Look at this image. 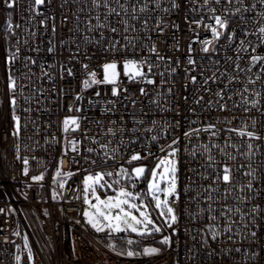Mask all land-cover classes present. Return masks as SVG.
I'll return each mask as SVG.
<instances>
[{"label": "snow or ice", "instance_id": "obj_1", "mask_svg": "<svg viewBox=\"0 0 264 264\" xmlns=\"http://www.w3.org/2000/svg\"><path fill=\"white\" fill-rule=\"evenodd\" d=\"M15 3L16 0H3V7L5 10L13 9ZM65 6L71 7L68 0H62L59 5L56 0H30L27 9L30 13L28 19L29 21L37 19L40 28H47L49 21H52L50 30L55 33L56 12ZM45 7L53 11L46 15L42 11ZM257 7L260 8V11H256ZM86 8L90 14L82 17L80 13L85 12ZM101 9L103 17H101ZM152 13H156V15L155 22L150 27V22L153 20ZM181 14H183L182 19L186 30L190 34L185 45L184 60L186 63L183 65L185 80L191 81L193 84L197 83L198 76L194 73L199 68L201 87L197 88L196 92L210 93L212 92L211 85H216L218 88L214 93L217 98L216 107L221 112L228 110L227 101L232 100V95L240 96L241 103L244 105L243 111L249 113L251 110H255L262 118L258 121L255 116L252 117L253 128L258 123L264 126V0H258V4L248 3L247 0H123V2L121 0H90V4L78 8L71 16L68 14L62 16V22L65 25L69 20L76 21L75 33L72 28L68 29L69 50L66 62L41 63L38 66L39 75H37L33 71V68L37 67V59L31 55H23L19 39L13 46L15 50L9 52L3 59L5 66L2 78L3 101L11 109L12 135L17 139L21 133V117L16 111L19 103L18 97L24 96V89L27 87L25 84L18 83V80L31 81L35 77L40 80L41 84L47 81L52 86L51 92H55L57 97L65 95L64 88L59 84L68 81L71 103L62 106L67 114L57 118L56 123L60 135L51 137V140L57 144H60L61 137L63 138L60 159L53 173L52 183H59V187L64 189L68 178L83 171L80 183L83 185V204L86 207L82 211V221L77 220L76 223H83L95 233H105L109 241L105 247L116 257L157 256L164 249L144 243L145 238H154L157 234L160 238L155 243L162 246L170 245L172 238L179 231L182 215L178 212L181 201V144L183 141H188L191 144V137L193 135L199 137L201 132L208 133L210 138L218 137L221 130L211 122L203 124L202 127H192L191 125L198 123V120H192L187 130L181 129L170 140L165 139L164 142H161L160 135H148L157 126V121L153 119L151 126L142 130L149 142L141 144V150L136 151L134 146L140 142V137L135 133L141 131L136 126L144 124V120L133 118V127L128 128L126 118L120 116L119 127H109L106 130L107 134L113 138L119 133L120 140L114 147L109 148L112 140L103 144L96 137H92L91 143L97 145L100 150L97 152L96 148L84 147L83 142L90 139L87 134L88 129H83L80 139L75 136V133L81 132L82 122L88 119L84 114L83 102H85L89 89L93 90L97 98H102L103 92L115 99L104 101L108 106L101 109V116H105L108 112L115 115L116 104L121 94L125 100H130L135 105L136 98L146 94V87L141 85L157 86L155 78L157 75L161 76L160 84L162 85L165 81L162 74L153 72L152 58L155 57L156 61H163L166 57L160 54L154 42L141 45V37L129 35V33L137 32L135 22L139 21L143 31L162 35L167 27H178L171 17ZM165 15L170 19H165ZM41 16L43 18L39 19ZM81 21L84 22L83 29H81ZM112 21H115V24ZM6 23V34L9 36L15 35V30L21 27L20 24H13L10 20ZM249 24H251V28ZM25 31L28 38L33 41L39 34V29H33L31 32ZM253 38L255 42H253ZM29 39H25L23 43L28 45ZM151 39L150 35L145 37L146 41ZM59 44L63 49L65 40L61 39ZM174 47L176 51L180 50L179 40L175 41ZM28 51L39 54L41 48L37 44L35 47L29 46ZM145 51L148 55H144ZM221 52L232 53L223 57L226 65L223 69L220 67L219 54ZM46 53L50 55L56 53L55 45L51 39L46 47ZM194 53L201 60L210 61L212 66H198ZM92 59H96L97 64L90 69ZM167 59L172 60L171 57H167ZM21 60L23 61L21 67L25 71L18 77L16 64ZM241 61H246L244 67H241ZM75 63H79L83 78L73 86L72 80L76 79L77 72L75 67L69 65ZM175 64L176 67L169 69L170 74L178 72L182 66L179 59L175 60ZM253 66L256 71L253 70ZM209 72L211 74L206 75ZM241 74L247 75L242 77ZM233 84L241 85V91H234L232 95L225 97V93ZM257 85H259V89H257ZM133 86H135V90ZM32 87L35 95L44 96L45 89L43 87H38L35 83ZM170 91L171 89H169ZM130 93L131 95H129ZM203 100L202 95H197L193 99V104L199 105ZM24 101L25 103L35 102L38 105L44 102L38 98L34 99L33 96L24 97ZM49 102L57 104V100L51 99V93ZM86 102L91 108L93 101L89 98ZM151 102L158 103L155 98ZM212 104V100L207 101L208 106ZM233 107H237L234 102ZM24 111L31 112L32 109L27 107ZM40 111H51V109L45 108ZM189 111L196 114L195 108H189ZM93 122L101 125L99 120ZM32 123L39 130V125L35 121ZM108 123L115 126L117 121L109 120ZM48 126H50V122L45 124V127ZM173 127L181 128L179 119L176 120L174 126L165 123L160 131L167 134ZM223 131L235 133L241 138V142L246 144L248 151L239 153V145L233 143L230 136H226L223 147L212 141L199 144V146L192 144V151L189 152L188 144H184L185 153L193 158L197 154L205 156L206 160L210 162L207 167L214 169V174L196 173L201 180L210 181L209 184L195 187V181L190 177V183L183 185L184 194L195 193L190 195V202H200L201 198L207 202L212 200L211 193L217 191V186L222 185L225 189V198L229 194H235L239 204L248 207L249 210L244 211L241 206L229 207L224 204L220 211L223 231L220 230L221 225L213 223H209L203 228L193 229V231L205 237L210 233L212 241L223 236L229 240H233L235 236L247 239L242 232L233 231L235 225L247 229L248 236L255 239L258 237V232L254 229L260 227L261 221H264V207L260 203L252 201L254 196L258 199L264 193V169L258 170L251 163H241L235 168V171L246 169L243 175L247 182L235 184L234 165L227 161L234 162L237 156L229 153L228 149L233 148L240 155L254 157L256 153L253 148L260 151L264 147V135L255 130H248L247 124L240 128H225ZM125 133H131L127 140H125ZM69 134H72L71 139L68 138ZM103 134L102 132L101 135ZM45 143H48L47 137ZM15 147L16 158L20 159L19 145ZM121 147L127 154V159L123 162H121L122 158L118 159ZM153 147L157 148L158 155L152 151ZM129 148L133 149L130 153L127 151ZM213 149H219L224 162L215 160L211 154ZM68 151L73 153L70 159L67 158ZM93 152L97 153L99 159H90V156L85 154ZM78 157L85 164H90L93 170L88 168L82 170ZM66 160L69 167L73 164L77 165L74 171H64ZM109 161L118 165L115 171L106 170ZM28 163V158H23L24 175L28 174ZM57 177H63V179L58 181ZM113 177L115 179H111ZM43 178V172L31 177L33 181L37 182ZM121 180L124 181L123 185ZM141 182L145 183V188L136 191L138 183ZM99 190L110 191L112 194L101 196ZM56 196V192L53 191L52 198L56 199ZM3 211L4 209H0V212ZM184 212L191 220L195 221L197 215L203 214L204 208L200 207L196 212H192L186 206ZM213 212L214 209L209 204L208 218L210 221L216 220ZM45 215H47L46 211ZM237 216H239V220L235 219ZM240 221H244V223L241 225ZM166 230L171 235H164ZM118 233L124 234L120 237L123 246L119 250L117 245L112 242L117 238L116 234ZM12 235H19V233L14 232ZM192 239L195 240L196 237L193 236ZM5 243H8L7 237H5ZM199 246L201 249L209 246L208 239H202ZM24 248L28 252V264H33L34 256L28 247L27 237L24 238ZM234 251L241 252V247H236ZM188 252L192 254L189 259L195 261L197 257L194 249L189 248ZM244 252L248 256V250L245 249ZM222 254L227 255L228 252L222 249ZM250 258L256 259L257 253L251 252ZM14 259L16 264H20L21 257L19 255Z\"/></svg>", "mask_w": 264, "mask_h": 264}, {"label": "built area", "instance_id": "obj_2", "mask_svg": "<svg viewBox=\"0 0 264 264\" xmlns=\"http://www.w3.org/2000/svg\"><path fill=\"white\" fill-rule=\"evenodd\" d=\"M59 5L62 0H56ZM123 2V0H121ZM248 3H257L258 0H247ZM30 0H16L13 9L5 10L3 7V0H0V209H4L0 212V264H16L15 256L21 257L20 264H28L27 255L28 252L24 248V238L27 237L28 247L31 249L34 261L33 264H264V221H261V226L255 228L258 232V237L253 239L248 236V230L242 227L233 226V231H239L243 233L247 239H242L241 236H235L233 240L227 239L226 236L218 238L216 241L211 240L210 233L205 237L198 232H194L193 229L203 228L209 223L221 225V231H223V220L220 218V211L224 204L229 207L241 206L235 194H229L225 198V189L222 185L217 186V191L211 193L212 200L204 202L201 198L200 202H190V195H194V192H190L188 195L184 194L183 185L189 184L191 177L195 181V187L200 185L209 184L210 181L201 180L196 173L214 174V169L207 167L210 163L206 160L205 156L197 154L195 158L191 157L183 150V145L188 144L189 152L192 151V144L211 143L212 141L220 144L222 147L225 143L226 136L231 137V141L239 145V153H245L248 151L246 144L241 142V138L236 136L235 133H226L223 131L225 128L234 127L240 128L242 125L247 124L248 130L258 131L261 135H264V126L259 123L253 128L252 117L255 116L259 121L262 119L255 110H251L249 113L243 111L244 105L241 103V97L232 95L234 91H241V85L233 84L229 90L225 93V97L232 95V100L227 101L228 110L225 112L219 111L216 107L215 91L218 90L216 85H211L212 92H196L197 88L201 87L199 68L194 73L198 76V82L193 84L191 81L185 80V73L183 65L186 63L184 60L185 45L189 37V33L186 30V25L183 22L182 15L171 17L178 25L177 28L167 27L165 32L161 35L156 32L143 31L139 21L135 22L137 28L136 33H129V35H139L141 37L140 44L155 43L158 51L166 59L163 61L153 60V72L162 74V78L165 81L160 84L161 76L157 75V86L141 85L146 87V94L138 96L135 105L130 100H125L123 94L117 101L115 115L108 112L105 116H101V109L107 107L104 103L106 100L115 99L102 92V98H97L92 89L88 90V93L83 102L85 109V115L87 120L82 122L81 132L75 133L77 139H80L83 129H88L89 140L84 141V147H93L99 152L97 145L91 143V138L96 137L100 143L107 144L109 140H112V144L109 148L116 145L120 140V134L117 133L116 137H110L106 130L109 127H119L121 121L120 116L126 118V124L128 128L133 127V118L136 120L143 119L144 124L137 125L136 127L141 131H137L135 134L140 137V142L134 146V150L140 151L141 144L148 143L146 134L142 132L144 128L151 126V121L155 119L157 126L153 132L148 135H160L161 142L165 139L170 140L176 132L181 129L187 130L192 120H198L197 124L191 125L192 127H202L203 124L211 122L217 125L221 131L218 137H211L206 132H201L199 137L193 135L191 137V144L188 141H183L181 144V201L178 212L182 213L179 223V231L172 238L170 245L164 246L163 251L157 256L139 257V258H124L116 257L109 249L105 247V244L109 241L105 233H95L90 227L81 224H77V220L82 221V184L80 181L83 177V171L77 173L73 177H70L66 181V187L61 189L59 183H52V176L55 172L57 162L60 159V150L63 144V138L61 137V143L57 144L51 140L53 135L59 136L57 127V118L66 115L63 110V105L71 103L69 94L68 81H64L59 84L64 88L65 95L57 97L55 92H51V85L45 81L41 84L40 80L33 77V80L19 79L18 83L27 85L24 89V96L18 97L19 103L17 106V114L21 117V133L17 139L12 135V121H11V109L3 101V73H4V57L11 51H14V45L17 40H20V46L22 48L23 55H31L37 59V67L33 68V71L39 75L38 66L41 63L52 62H66L69 50V32L68 29L72 28L75 33L76 21L74 19L69 20L67 25L62 22V16L68 14L71 16L73 12H76L78 8L84 7L90 4V0H68L69 8L65 6L63 9L56 12V31L53 33L50 30L52 21H49L47 28H40L37 19L29 21L28 12ZM44 14H50L53 10L50 8H43ZM256 11H260L257 7ZM87 8L85 12L80 15H89ZM94 15V13H91ZM191 14V13H189ZM156 13H152L153 20L150 22V27L154 24ZM9 16L13 24H20L21 27L15 30V35L9 36L7 45H3V34L6 32V17ZM101 17H103V10L101 9ZM43 16L39 17L42 19ZM165 19H170L168 16H164ZM198 18V17H197ZM115 24V21H112ZM84 27V22L81 21V29ZM251 28V24H249ZM33 29H39V34L35 41L30 40L27 36V32H31ZM151 36V40H145L146 36ZM118 38V37H117ZM29 39L28 45H25L23 41ZM51 39L55 45V55L46 53V47ZM65 40L63 49L61 48L59 41ZM179 40L180 50H175V41ZM123 42V41H122ZM253 42H255L253 38ZM39 44L41 51L39 54L35 52H29V46L35 47ZM232 53L221 52L220 55V67L223 69L226 67L223 57L225 55H231ZM144 55H148L145 51ZM167 57H171L169 61ZM196 63L200 67L205 65L211 67V62L208 60H201L194 53ZM181 61V68L176 73L169 72V69L176 67L175 60ZM23 61L21 60L16 64V75L19 77L25 70L21 67ZM97 64L96 59L90 61V69L94 68ZM159 65L158 67L156 65ZM246 61H241V67H244ZM70 67H75L77 76L72 80V85L75 86L79 79H82L79 63L74 65L70 64ZM213 70H215L213 68ZM253 70L256 71L253 66ZM211 73H206L210 75ZM242 77L247 74H241ZM33 83L38 87H43L45 93L43 97H39L33 92ZM222 86V85H221ZM103 87V86H101ZM135 90V86H133ZM169 89L171 91L169 92ZM259 89V85H257ZM51 93V99L57 100V104H51L49 102V94ZM159 94V95H157ZM131 95V93L129 94ZM197 95H202L204 100L199 105L193 104V99ZM246 95V94H245ZM33 96L34 99L38 98L44 101L41 104L35 102L25 103L24 97ZM186 97V99H185ZM93 101V105L90 108L87 104V99ZM155 98L158 103H152V99ZM212 100L211 106L207 105V101ZM224 102V101H221ZM233 102L237 107H233ZM57 105H60L59 107ZM179 106V107H178ZM31 107V112H25L24 109ZM45 108H50L51 111H40ZM189 108H195L196 114L194 115L189 111ZM163 109V110H162ZM179 112V115H177ZM180 120V129L172 128L170 132L163 133L160 129L165 123L169 125H175L176 120ZM99 120L101 125H97L93 121ZM109 120H116L115 126L108 123ZM32 121H35L39 125V130L34 126ZM50 122V126L45 127L46 123ZM104 133L101 135V133ZM131 135V133H125V140ZM48 138V143H45V138ZM69 139L72 138V134H69ZM259 143V142H254ZM16 145H19L20 159L16 158ZM133 149L129 148L127 151L130 153ZM154 153H158L156 147L152 148ZM202 151V149H201ZM229 153L236 155L237 159L233 161H227L234 165L235 184L246 183V178L243 175L246 169H241L239 172L235 171V168L241 163L249 164L259 169H264V147L260 151H257L255 147L253 151L256 153L254 157L249 158L245 155L237 153L236 149L229 148ZM90 156V159H99L96 152L85 153ZM216 161L224 162V158L221 156L219 149H213L211 153ZM73 156L71 151H68L67 158L70 159ZM28 158V174H23V158ZM35 157V159H33ZM122 158V159H121ZM78 159H80L78 157ZM121 162L127 159L126 151L123 147L120 148ZM81 169L88 168L93 170L90 164H85L80 159ZM77 165L73 164L70 167L66 164L64 171L75 170ZM118 167L112 161L108 162V171H115ZM194 169V171H192ZM99 170V169H95ZM41 172L44 173V178L41 181H33L31 177L38 175ZM63 179V177H57V180ZM106 179H109L106 177ZM111 179H115L114 177ZM121 184L124 181L121 180ZM232 187L231 185L229 186ZM78 188V190H77ZM145 188V183H138L136 191H141ZM53 191L56 192V199L52 198ZM252 202H257L264 207V193L257 199L254 196ZM250 202V203H252ZM209 204L214 209L213 215L216 216L215 221L209 220ZM192 212H196L198 208L203 207L204 212L202 215H197L195 221L191 220L186 212L185 207ZM10 209V210H9ZM244 211H248V207H243ZM45 211L47 215H45ZM239 220V216L235 217ZM244 221H240L242 225ZM17 232L19 235H12ZM164 235H171L167 230ZM123 234L116 235V240H119ZM196 239L193 240L192 237ZM5 237L8 238V243H5ZM208 239L209 246L204 249L200 248V241L202 239ZM19 245V247H16ZM236 247H241V252L234 251ZM189 248H193L196 253V260L191 261L189 257L192 255L188 252ZM222 249L227 251V255L222 254ZM248 250V256L245 255L244 250ZM257 253L256 259H251V252ZM212 254L209 255L208 253Z\"/></svg>", "mask_w": 264, "mask_h": 264}, {"label": "trees", "instance_id": "obj_3", "mask_svg": "<svg viewBox=\"0 0 264 264\" xmlns=\"http://www.w3.org/2000/svg\"><path fill=\"white\" fill-rule=\"evenodd\" d=\"M8 41H9V35H7L6 32H4V34H3V45L4 46L7 45ZM159 238H160L159 234H157L156 237H154V238L153 237H147V238L144 239V243L151 244V245L153 244V245H156L157 247H162L163 248L164 246L159 245L158 243H155V241H158ZM148 241H150V242H148ZM113 243H115L117 245V249L118 250L123 246L121 239L116 240Z\"/></svg>", "mask_w": 264, "mask_h": 264}, {"label": "rangeland", "instance_id": "obj_4", "mask_svg": "<svg viewBox=\"0 0 264 264\" xmlns=\"http://www.w3.org/2000/svg\"><path fill=\"white\" fill-rule=\"evenodd\" d=\"M11 21V18L9 17V16H7L6 17V20H5V23L7 22V21ZM12 22V21H11ZM5 27L7 28V23H6V25H5ZM133 166H135V165H133ZM99 194L101 195V196H103V195H105V194H108V195H110V194H112L110 191H105V190H99ZM93 202H94V200H93ZM82 203H83V185H82ZM84 207H86L84 204H83V208ZM82 211H83V209H82ZM118 234H123V233H118ZM118 234H116V235H118ZM124 235V234H123ZM134 235V234H133ZM148 242H150V241H148ZM153 245V244H152ZM153 246H156V245H153ZM157 247V246H156Z\"/></svg>", "mask_w": 264, "mask_h": 264}]
</instances>
